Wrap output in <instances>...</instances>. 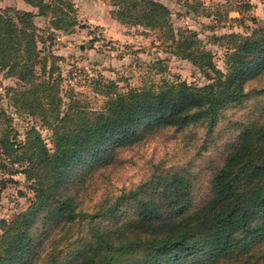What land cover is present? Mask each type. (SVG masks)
Returning a JSON list of instances; mask_svg holds the SVG:
<instances>
[{
  "label": "trees",
  "instance_id": "16d2710c",
  "mask_svg": "<svg viewBox=\"0 0 264 264\" xmlns=\"http://www.w3.org/2000/svg\"><path fill=\"white\" fill-rule=\"evenodd\" d=\"M23 1L31 8L0 6V69L17 80L14 105L39 117L51 130V144L34 122L19 135L0 106V167H8L0 190L17 173L32 190L23 209L0 218V264H264V116L236 127L200 201L186 167L157 169L91 211L78 198L84 169L112 163L119 148L153 130L204 123L210 135L224 109L248 97L246 82L264 72V23L247 33L213 34L225 44L220 69L195 30L172 24L162 1L109 0L113 17L157 30L173 54L196 64L208 80L120 92L113 80L97 79L94 87L106 100L95 109L72 96L63 102L55 74V59L63 57L45 51L53 30L76 23L73 0ZM194 2L202 3L185 1L188 10ZM36 16L47 24L38 26ZM130 203L132 214L120 218Z\"/></svg>",
  "mask_w": 264,
  "mask_h": 264
},
{
  "label": "rangeland",
  "instance_id": "374dc122",
  "mask_svg": "<svg viewBox=\"0 0 264 264\" xmlns=\"http://www.w3.org/2000/svg\"><path fill=\"white\" fill-rule=\"evenodd\" d=\"M160 1L169 8L175 27H188L198 33L220 69L225 66V44L214 39L213 34L247 33L256 24L264 23V0H199L202 3L194 2V10H188L185 5V1L192 0ZM73 2L76 23L66 29L53 30V37L45 42L46 52L63 57L55 59L59 65L55 74L60 76L64 103L72 96L77 104L99 109L106 97L96 91L94 81L97 79L113 80L114 90L120 92L132 87H156L170 81L207 82V76L196 64L171 52L168 41L157 30L113 17L110 10L114 6L109 0ZM8 5L31 8L23 0H0V6ZM204 9L210 14L205 15ZM47 19L37 16L35 22L43 27ZM99 28L102 31L97 33ZM12 88H18L17 80L0 69V106L12 116L19 135L34 122L51 144V130L40 124L39 117L30 116L14 105ZM245 88L249 91L248 97L227 106L210 135L206 134L204 123L182 129L160 128L147 133L140 142L119 148L112 163L99 167L97 161L93 162L82 173L87 179L79 191V206L91 211L100 199L112 198L121 190L134 187L153 171L176 167H186L190 173L195 201L205 198L211 170L219 162L226 144L234 138L236 127L252 116H264V72L247 81ZM7 168L0 167V186L8 176ZM13 178L15 182H7L0 190V218H8L23 209L27 198L32 196L22 174H14ZM132 212V203L126 204L118 216L124 218ZM239 257L232 256L229 261Z\"/></svg>",
  "mask_w": 264,
  "mask_h": 264
},
{
  "label": "built area",
  "instance_id": "2783aa9c",
  "mask_svg": "<svg viewBox=\"0 0 264 264\" xmlns=\"http://www.w3.org/2000/svg\"><path fill=\"white\" fill-rule=\"evenodd\" d=\"M100 31H102V29H101V28H99V29H98V32H97V33H100ZM98 35H99V34H98Z\"/></svg>",
  "mask_w": 264,
  "mask_h": 264
},
{
  "label": "crops",
  "instance_id": "0c3cea01",
  "mask_svg": "<svg viewBox=\"0 0 264 264\" xmlns=\"http://www.w3.org/2000/svg\"><path fill=\"white\" fill-rule=\"evenodd\" d=\"M24 3H25V2H24ZM26 5H27V4H26ZM24 8H28V7H27V6H24ZM36 17H37V16H36ZM36 17H35V18H36ZM35 18H34V19H35ZM26 205H27V204H26Z\"/></svg>",
  "mask_w": 264,
  "mask_h": 264
},
{
  "label": "water",
  "instance_id": "95a60500",
  "mask_svg": "<svg viewBox=\"0 0 264 264\" xmlns=\"http://www.w3.org/2000/svg\"><path fill=\"white\" fill-rule=\"evenodd\" d=\"M81 47H82V45H81Z\"/></svg>",
  "mask_w": 264,
  "mask_h": 264
}]
</instances>
